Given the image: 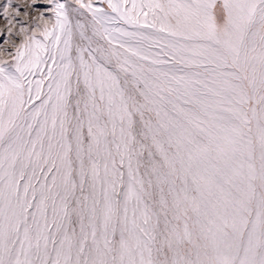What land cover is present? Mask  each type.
<instances>
[{
	"label": "snow or ice",
	"instance_id": "obj_1",
	"mask_svg": "<svg viewBox=\"0 0 264 264\" xmlns=\"http://www.w3.org/2000/svg\"><path fill=\"white\" fill-rule=\"evenodd\" d=\"M0 16V264H264V0Z\"/></svg>",
	"mask_w": 264,
	"mask_h": 264
},
{
	"label": "rangeland",
	"instance_id": "obj_2",
	"mask_svg": "<svg viewBox=\"0 0 264 264\" xmlns=\"http://www.w3.org/2000/svg\"><path fill=\"white\" fill-rule=\"evenodd\" d=\"M4 25V19H3V17L2 16H0V26H3ZM3 37H0V44H2L3 43Z\"/></svg>",
	"mask_w": 264,
	"mask_h": 264
}]
</instances>
